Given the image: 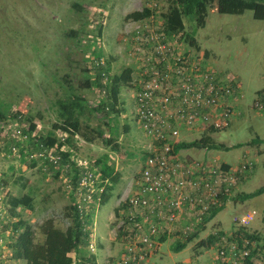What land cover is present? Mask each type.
<instances>
[{"label":"rangeland","instance_id":"rangeland-1","mask_svg":"<svg viewBox=\"0 0 264 264\" xmlns=\"http://www.w3.org/2000/svg\"><path fill=\"white\" fill-rule=\"evenodd\" d=\"M217 2L207 0L201 4L196 16L185 17V30L170 35L162 16L170 6L168 0H0V264H23L24 260L16 262L12 258L10 248L16 237L12 223L19 219L32 225L37 241L44 240L41 225L48 219L64 236L71 237L72 197L77 190L75 169L69 164V156L54 164L34 145L38 135L54 133L57 150L61 151L62 137L66 141L69 138L54 125L60 120L58 100L66 97L70 85L88 104L99 108L87 110L83 121L99 127L106 138L114 141L107 146L102 139L90 143L72 135L64 152L70 156L77 153L95 165L108 155L121 175L105 204H101V198L109 182L96 183L88 212L89 245L83 252L94 253L93 244L95 250L101 249L102 264L118 260L125 245L127 201L137 191L144 160L153 143L135 116L134 82L141 75L139 58L148 50L146 39L161 34L179 52L205 68L231 73L240 84L239 101L245 99L248 103L233 124L231 121L215 132L206 127L184 133L183 141L210 134L228 146L241 145L229 150L213 149L211 153L193 147L183 150L182 160L204 161L206 165L223 163L214 154L233 170L245 161L252 168L236 174L238 182L217 218L208 223L205 218L203 222L189 219V215L184 218L183 226L190 224V229L181 232V240L194 232L197 237L179 253V258L211 264L215 245L199 247V242L207 235L220 231L227 235L236 228L254 233L264 243V193L245 201L236 197L264 185V108L255 105L257 96L264 99V20L255 19L252 10L220 13ZM145 7L151 9L150 17L126 19L129 13ZM104 64L109 65L111 76L131 68L132 81L116 87L109 78L108 89L98 86L95 69ZM87 78L92 82L90 87L85 84ZM16 121L27 137L15 138L4 132L2 127L16 125ZM32 124L36 125L35 134L29 130ZM256 137L262 142L251 143ZM22 196L31 197L32 208L12 206L13 197ZM252 209L257 211V218L249 226L240 227L237 218ZM175 243L169 247L173 254Z\"/></svg>","mask_w":264,"mask_h":264},{"label":"built area","instance_id":"built-area-1","mask_svg":"<svg viewBox=\"0 0 264 264\" xmlns=\"http://www.w3.org/2000/svg\"><path fill=\"white\" fill-rule=\"evenodd\" d=\"M146 40L148 50L139 58L141 75L134 82L135 116L153 143L145 157L137 191L127 201L125 245L117 264H150L163 237L187 233L190 224L183 226L187 215L203 222L221 196H229L238 182L236 174L252 168L248 161L233 170L223 163L206 165L204 161L190 163L181 159L175 146L183 141L185 132L229 125L236 111L235 102L242 95L240 84L231 73L205 68L179 52L164 34L151 35ZM263 100L257 96L255 105L264 108ZM15 124L2 128L12 137H27L19 122ZM62 141L66 142L65 137ZM65 148L66 143L61 151ZM61 151L55 145L40 155L59 164L63 159ZM70 165L79 171L77 203L84 218L94 199L96 183L103 182L102 164L95 165L75 153ZM256 218L257 211L252 209L240 215L237 222L247 227ZM251 235L254 233L247 235L240 228L221 235L214 243L212 264H264V243ZM91 248L95 250L93 244Z\"/></svg>","mask_w":264,"mask_h":264},{"label":"trees","instance_id":"trees-1","mask_svg":"<svg viewBox=\"0 0 264 264\" xmlns=\"http://www.w3.org/2000/svg\"><path fill=\"white\" fill-rule=\"evenodd\" d=\"M207 0H168L170 6L168 10L163 13L165 31L170 35H176L185 30V17H194L199 13L201 4ZM217 9L220 13L225 14H243L247 10L254 12V18L258 20H264V0H218ZM77 8H81V5L76 4ZM152 15V11L149 7H145L142 10H136L129 13L126 19L134 21L143 20ZM96 84L102 86V88H109L107 83L111 78L116 87H120L121 84H129L132 81V69L127 68L121 75L111 76L109 65L104 64L98 66L95 69ZM85 84L90 87L92 82L90 79H86ZM58 114L59 123L54 125L55 130H61L64 133L70 135L66 142H60L59 148L62 149L63 145L70 142L71 136H79L86 142H95L97 139L102 141L107 146H111L114 139L106 138L104 132L99 127H93L89 123L83 121V115L87 110L94 109L99 111V108L91 106L87 103L86 99L77 93L76 89L70 85L67 89L66 97L58 100ZM18 120V119H17ZM31 132L36 130V125L32 124ZM218 129L211 127V132H215ZM1 132V129H0ZM37 136V135H36ZM38 140L34 142L35 148L40 152L46 148L54 147L57 145V138L54 133H47L46 135H38ZM262 139L256 137L251 140V143H261ZM241 144L234 146H228L224 143L218 142L212 135L206 134L199 139L191 141H181L176 144L175 149L178 152L181 149L187 148H206V149H222L229 150L234 147H238ZM117 145H114L116 148ZM63 153V158L69 156V163H71L72 155ZM109 156L105 155L98 160L99 164H102L101 172L103 175V182H109L105 191L102 194L101 204H105L110 198V190L113 185L119 181L120 173L116 171L115 165L109 161ZM225 168H230V165H223ZM78 172L74 171V183L76 188L78 187ZM108 184V183H107ZM75 188V190H76ZM264 193V185L258 187L252 192H246L238 194L240 200L245 201L247 199L256 197ZM76 195H73L72 199L74 204L73 209V227L71 237H66L62 234V231L57 227L52 219L46 220L41 225V232L44 235L43 241L36 240L35 229L24 221L19 219L12 223V230L14 232L15 240L10 245L12 251V258L15 260H24L26 264H98L97 255L95 253L83 252V249L89 245L90 231L89 226V213L82 218L78 207ZM230 199V196H221L219 202L212 206L206 215V220L213 219L220 211H222L226 202ZM31 197H13L11 204L14 208L19 206L32 208ZM119 209H116L118 214ZM263 222H264V210H263ZM244 232V231H243ZM245 234H249L247 231ZM197 233L188 235L184 240L176 241L173 246L175 252H181L184 250L188 243L196 237ZM223 235V232L211 234L206 240L199 242V247L211 246L217 241V239ZM254 237V235H251ZM163 237L161 240H164ZM72 253L76 254L74 258Z\"/></svg>","mask_w":264,"mask_h":264},{"label":"crops","instance_id":"crops-1","mask_svg":"<svg viewBox=\"0 0 264 264\" xmlns=\"http://www.w3.org/2000/svg\"><path fill=\"white\" fill-rule=\"evenodd\" d=\"M245 102H246L245 99H241L240 101L238 100L237 102H235V109H236V111H235V114L232 116V119H231L232 124H233V122H234L235 119H238L239 118V116L237 115V113H239L241 111L240 109H243V108L247 107V104L248 103H245ZM192 149L193 148L181 149V150L178 151V155L180 157H182V154L184 153L183 150H192ZM211 150H213V149H210V150L205 149L204 152L207 151V152L211 153ZM212 156L214 158L218 159L220 162H223V164H225V163L228 164L226 161L220 160L218 157H216V155L213 154ZM227 203H228V201L226 202V204ZM215 218H217V215L213 219H215ZM213 219H211L209 221H206L205 223H208V222L212 221ZM253 230H255V229H253ZM207 237H208V235L203 240H206ZM178 240H181V237L177 236L176 232H174V233H168V235L165 236L164 240H162L161 247H160L159 251L156 253L155 257H153V259H152V261H151L150 264H159L160 262L165 263V262H163V260L167 262L165 264H176V263L177 264H194L193 263V260H191V259L179 258V253H181L183 250L181 252H177V253L175 252L174 254L170 251V249H169L170 245L172 243L178 241ZM100 252H101V249L99 251L97 250V248H96V250H94V253L97 255L98 264H102L101 263V259H100V254H101ZM109 252H111V250ZM179 260H182L183 262H178ZM21 262H23V264H26L25 261H21ZM113 264H117V261H115ZM211 264H212V262H211Z\"/></svg>","mask_w":264,"mask_h":264}]
</instances>
